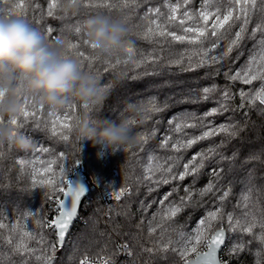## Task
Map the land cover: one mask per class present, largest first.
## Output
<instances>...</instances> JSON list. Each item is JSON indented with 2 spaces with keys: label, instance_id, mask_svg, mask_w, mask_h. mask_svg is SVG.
I'll return each instance as SVG.
<instances>
[{
  "label": "trees",
  "instance_id": "16d2710c",
  "mask_svg": "<svg viewBox=\"0 0 264 264\" xmlns=\"http://www.w3.org/2000/svg\"><path fill=\"white\" fill-rule=\"evenodd\" d=\"M27 7L26 18L29 25L41 32L46 37V41L51 42L47 38L44 29L51 24L55 31L52 35H58L75 41L76 37L72 33L73 20L82 22L94 15H103L109 18H121L122 13L113 10L111 13L107 9H90L78 7L75 15H64L60 12L59 7L56 9V18L46 16L48 0H25ZM175 2V0H173ZM202 0H192L187 6L190 10H199ZM62 3V0H60ZM227 4V0H224ZM39 5L34 12L33 8ZM164 8V0H151L150 5H144L133 14L132 21L127 24L129 27L128 40L132 47L136 49V58H140L141 52L148 55L155 50L157 57H162L156 63H147L140 68H134L131 59L126 56L120 59H128V63L121 64L108 72H104V65L100 62L110 59L115 63L116 59L103 58L97 60V63L90 70L85 62L82 72L92 75L97 79L102 87L111 85L106 90V99L102 106L90 108L87 117L90 122L108 119L119 121L123 116L127 115L124 110L127 105L134 104L143 110L145 117L142 124L134 126L135 135L138 133H151L156 130V135H149L146 143H137L130 151H103L99 144L93 145L91 141L83 142L81 151L79 144L76 142L73 132L70 133V140L65 143L60 141L58 137H53L50 131L45 130L43 124L40 130H34V124L31 121L25 122L23 128L18 133L28 138L32 143V148L28 152H17L8 144H4V158L0 159V220L5 223L20 221L25 223L24 213L33 210L40 214L41 217L51 220L56 213V205L53 200L45 199L43 189H35L25 191L30 183L27 173L31 171L30 167L24 168L25 175L20 176L21 165L17 162L19 159L30 161L33 158L42 160H56L51 167L53 171L59 172V166L63 164L67 173L68 183L72 179L74 173L81 169L90 183L91 193L85 200L80 215L64 245L58 246L55 253V264H80L85 256L88 258L110 257L118 260V264H145V261H151L153 264H173L178 261V257L169 252L168 259H160V254L150 257L148 253H141V246L153 247V241L159 235V229L156 234L149 236L148 221L153 214L162 211L159 201L164 194L172 191L174 187L179 186V191L174 192L169 197V201L179 202V198L185 195V186L191 185L194 195L192 197V205L185 207L176 217L173 218L174 226H181L184 231L191 232L207 211L214 208L217 196L222 194V190L231 186V195L226 203L227 211H235L237 216L241 215V208L236 207L242 193L251 189V201L249 209L258 216L260 210L264 209V105L258 101L255 106H249L245 103L243 109H239L241 98L239 91L243 89L245 92L255 91L260 87V81H253L252 84L246 85L240 81L232 82L226 80L224 73L234 74L237 70L246 66L250 55L257 51L256 44L260 39V34L252 36V31L261 19V13L258 11L260 5L257 4V11L251 14L250 23L247 31L243 34V39L227 57L219 63L210 66L199 67L195 70H184L188 67L187 57H185L182 65H169L170 60L179 58L181 51L185 48H191V45L179 43H164L163 38L157 37L153 41H147L139 38L145 30V22L139 19L143 15L146 7ZM0 14H8L7 8L0 4ZM12 15L16 16L15 13ZM73 19H59L62 17ZM39 21V23H37ZM211 23V21H209ZM139 25V27H134ZM240 22L237 21L231 32H229L220 42V47L213 50L211 54L220 55L227 47L228 42L234 37L236 31L239 30ZM85 38V37H83ZM205 44V47H208ZM87 55L93 56L90 48H83ZM198 57H193V63H196ZM99 70V73L97 72ZM219 70V75L216 74ZM155 73L145 75L144 73ZM133 77H136L133 79ZM213 84L218 86V91L211 93L207 101L191 102L194 98L202 96V89L211 87ZM225 86L228 87L234 99L230 100V109L223 115L208 117L205 121H212L215 125L221 123H237L238 128L242 129L236 137L226 134H219L209 139L203 140L195 144L191 149L175 153L171 150V146L167 149L160 147V143L165 135H171L173 140L180 138L181 133L169 131L175 125H169L168 121L173 117H177L176 122L187 120L188 122L199 123V120L193 121L191 116L185 114L195 113L197 117L202 116L206 111L217 106V101L221 97V93ZM21 97L26 96L29 101L35 104L32 97H28L23 91V83L18 85ZM156 106L162 108L160 112H146L144 109L149 107V102L153 100ZM22 103L23 100L21 99ZM186 101V102H181ZM76 111L74 120L81 114H85L84 109L79 104H75ZM165 105H167L165 107ZM37 108V106L35 104ZM57 113L63 114L65 110ZM49 109L44 107V115H47ZM247 113V115H245ZM231 117V120L228 118ZM7 121H5L6 123ZM206 129L186 128L184 132L188 136L200 135ZM221 141L224 146L218 149V154L210 161L206 162L205 167L193 184V177H186L184 181H172L169 184H161L156 186L151 181L144 180V168L149 163V156L154 154L161 158V161L168 156H181L182 160L175 172L183 170V163H186L196 152L207 149L210 146L219 145ZM47 147L51 149L49 153H39L36 151L38 147ZM236 152L237 158L231 163L228 160L220 161V154L231 157ZM64 154V159H59V154ZM135 154V155H133ZM250 156H259L258 160H250ZM77 161L79 163L77 164ZM245 161H248L245 163ZM223 169L220 172L222 179L217 183V188L221 192L217 196L209 194L201 198L195 194L197 190L204 187L209 179H214L210 173L211 169ZM50 175V174H46ZM157 173V178H159ZM251 177V178H250ZM120 188L130 189V194L123 196L119 201L115 200L110 194L112 191H119ZM152 188V191H149ZM62 198V194H57ZM169 201H165L168 204ZM151 207H147V205ZM146 208V210H145ZM109 209H112L110 212ZM119 213V214H117ZM5 217H7L5 219ZM159 218V217H157ZM143 221V223H141ZM28 226L37 234L43 232L46 241L54 243L57 240L56 232L53 228L40 229L35 224L34 219L29 218ZM167 226V225H165ZM224 227L227 229V224ZM258 232L259 229H256ZM228 240L221 252V259L229 264H257L258 257L255 255L260 245L252 240L249 235H244L245 242L252 241L245 250L231 253L230 249L233 244L240 239L239 233L228 232ZM8 235L7 231L0 230V252L11 254V248L3 241L2 236ZM31 247H39L36 241L29 242ZM127 243L133 251V256L128 257L126 254L121 255L117 245ZM47 245H45L46 247ZM206 250V249H203ZM22 257L12 256V260L19 264ZM35 264V261H31Z\"/></svg>",
  "mask_w": 264,
  "mask_h": 264
},
{
  "label": "snow or ice",
  "instance_id": "6c2138e0",
  "mask_svg": "<svg viewBox=\"0 0 264 264\" xmlns=\"http://www.w3.org/2000/svg\"><path fill=\"white\" fill-rule=\"evenodd\" d=\"M150 2L151 0H79V7L90 9L102 8L107 9L109 13L113 10H118L122 13V20L127 25L132 21L133 14L137 13V10L142 6L150 5ZM191 2L192 0H175V2L173 0H164L166 11H161V7H146L143 15L139 16V19L144 21L146 25L145 30L139 34V38L153 41L159 37L163 38L164 43H179L192 46L190 49L185 48L181 51L178 59L170 60L168 62L169 65H182L185 57H187L188 67L184 70H195L199 67L210 66L219 63L227 57L233 50V47L238 45L243 39V34L247 31V26L250 23L251 14L257 11V4L259 3L260 7L258 11L261 13V19L252 31L253 37L257 33L260 34V39L256 44L257 51L250 55L246 66H243L234 74L225 72L224 76L228 81H240L246 85H250L253 81L257 80L261 82L260 87L254 92H245L243 89L239 91L241 98V104L238 106L239 109H243L245 103L249 106H255L257 101L261 105H264V0H227V4L224 3V0H202L199 10H190L187 6ZM0 4L7 8L8 15L15 13L18 18L26 17L28 5L25 0H0ZM59 5L60 0H48L46 16L56 18V9ZM38 8L39 5H36L33 11L35 12ZM22 19L27 22L26 18ZM59 19L73 18L65 16ZM237 21L240 22L239 30L235 32L234 37L228 42L226 49L220 55L211 54L214 49L220 47L221 40L232 31ZM134 27H139V25H134ZM54 31L55 29L51 24L47 25L44 29L47 38L51 41L50 43L62 45L65 51L77 60L81 71L85 67V62H87V66L91 70L95 63H97V59L87 55L83 50V48L91 49V46L83 38L84 33L80 29L79 21L73 20L72 33L76 37L75 41L62 38L58 35H52ZM43 37L46 39L44 35ZM205 44L209 46L205 47ZM194 56L198 57L196 63H193ZM127 57L131 59L134 68H140L142 65L150 62L154 64L162 58L157 57L155 50H153L148 55H144L141 52L140 58L137 59L134 47L127 50ZM100 62L104 65V72H108L110 69H114L121 64L126 65L128 59L122 60L117 58L115 63L110 59ZM97 72L99 73L98 69ZM144 74L150 75L155 73L146 72ZM216 74L219 75V70H217ZM98 78L97 76L96 79ZM135 78L133 77V79ZM110 87L111 85H105L103 90L106 91ZM201 91L202 96L194 98L191 102L207 101L211 93L218 91V86L213 84L211 87H205ZM20 99L23 100V103L17 117L7 121L13 129V135L17 134L24 127L25 122L31 121L36 131H39L41 124H43L44 129L50 131L53 137H58L60 141L65 143L70 140V133L72 131L71 120L74 118L77 107L75 104H70L63 114L49 110L45 116L42 105L37 108L26 96L21 97L20 95ZM232 99H234V95L225 86L216 107L211 108L199 117L195 113L185 114L186 116H191L193 121L199 120V123L188 122L186 119L176 122L178 118L173 117L168 123L175 126L171 127L169 131L181 133L182 135L175 140H173L171 135H165L160 143V147L167 149L170 145L173 152L180 153L191 149L200 141L219 134L236 137L239 131L242 130L238 128L237 123L215 125L212 121L205 122L208 117L236 111V109H230L229 107L228 102ZM162 110V108L156 106L154 98L149 102V107L144 109L146 112H160ZM84 111L87 115L90 108L85 106ZM145 119H148V117H145ZM228 119L231 120V117ZM2 123H5V121L0 120V124ZM130 123L134 124V121H130ZM186 128H201L206 130H203L200 135L188 136L184 132ZM149 135L155 136L156 130L153 129L151 133H138L136 135L137 143H146ZM223 146L224 142L221 141L219 145L210 146L207 149L196 152L186 163H183V170L179 172H175L174 169L179 166L182 160L181 156H168L161 161L160 157L152 154L148 158L149 163L144 168L145 175L143 179L151 181V183L158 187L161 184H169L172 181H184L186 177L191 176L193 177L194 184L201 170L205 167L206 162L216 156L218 149ZM36 151L39 153H49L51 149L41 146ZM237 155L236 152H233L231 157L220 154V161L218 163L225 160L231 163L237 158ZM3 158L4 148L3 145H0V159ZM58 158L64 159V154L60 153ZM258 159L259 156H250L248 161ZM248 161H245V163ZM17 162L21 165V177L25 175L24 168L30 167L31 169L27 173L30 183L24 190L43 189L45 199L54 201L57 214L51 220H47L36 211L29 210L23 214L25 220L23 224L19 220L12 223H5L4 220H0V230H5L8 233V235L2 236V239L11 248L10 255L0 252V264H16V261L12 260L13 255L22 257L19 264H31L33 260L35 264H55L57 248L58 246L62 247L64 244L66 234L74 218L77 216L82 198L86 195L85 191L80 187L73 188L68 183V172L63 164L59 166L58 173L53 171L51 166L56 163V160H38L33 158L30 161L19 159ZM78 163L79 161H77ZM221 171L223 169H211L210 175L214 179H209L208 183L197 190L195 194L201 198L209 194L217 196V193L221 192V189L217 188V183L222 179L220 176ZM157 173L160 174L159 178H157ZM152 190V188H149V191ZM178 191L179 186L177 185L172 191L164 194L163 198L159 201L162 211L153 214L148 221L149 236L156 234L158 229L159 235L152 242L153 247L145 248L141 246V253H138L137 256L142 253H148L150 257L160 254V259L167 260V254L171 252L178 257V261H173V264H223L218 258L217 253L225 243L226 231H228L240 234V239L230 249L231 253L238 254L245 250L252 241L245 242L243 236L249 235L252 237V240L260 245L255 253L258 257L257 264H264V209L260 210L259 216L255 212L248 210L251 201V189L242 193L237 205H234V209L236 207L241 208V215L239 216L235 214V211L226 210V203L232 191L231 186L222 190V194L217 196L214 208L207 211L206 215L199 220L198 225L191 232H186L181 226H174L172 223H169L185 207L191 206L193 202L192 197L194 192L191 185L185 186V195L179 198V202L169 201V197ZM58 193L62 194L63 198H60L57 195ZM128 194H130V189L120 188L119 191H112L110 195L119 201L123 196ZM69 195L71 196V204L70 206H65V197ZM165 201H169V203L165 204ZM147 207H151V205L149 204ZM109 211L111 212L112 209H109ZM29 218L34 219L35 224L40 229L54 228L57 240L49 244L43 232L37 234L31 230L27 223ZM225 223L227 224V229L224 227ZM256 229H259V231L257 232ZM31 241H36L40 246L31 247L29 243ZM45 245L47 246L45 247ZM117 249L128 257L133 256V251L127 243L117 245ZM80 264H115V262L110 257H97L95 260H90L85 256L80 261ZM133 264H136L135 260H133ZM145 264H153V262L145 261Z\"/></svg>",
  "mask_w": 264,
  "mask_h": 264
},
{
  "label": "clouds",
  "instance_id": "9594fccd",
  "mask_svg": "<svg viewBox=\"0 0 264 264\" xmlns=\"http://www.w3.org/2000/svg\"><path fill=\"white\" fill-rule=\"evenodd\" d=\"M79 0H62L59 10L64 15H75ZM84 39L91 46L94 57L122 58L132 47L129 27L121 18L94 15L80 25ZM32 97L37 106L59 112L70 104L93 108L102 106L105 90L92 75L81 71L77 60L60 44H52L41 32L22 18L0 14V120L17 117L22 101L18 85ZM127 115L119 121L102 119L90 122L86 114L77 117L72 132L81 151L83 142L99 144L103 151H130L137 139L134 126L142 124L143 110L134 104L126 106ZM130 121H134L130 123ZM8 144L17 152H28L31 141L17 133L9 124H0V145Z\"/></svg>",
  "mask_w": 264,
  "mask_h": 264
},
{
  "label": "water",
  "instance_id": "95a60500",
  "mask_svg": "<svg viewBox=\"0 0 264 264\" xmlns=\"http://www.w3.org/2000/svg\"><path fill=\"white\" fill-rule=\"evenodd\" d=\"M69 184L73 188H76V187L83 188L86 195L82 198V201H81V203H80V205L78 207L77 216L74 218V220H73V222H72V224H71V226L69 228V231L66 234L65 241H64V244H63L62 247H64V245H65V243H66V241H67V239H68V237H69V235H70V233H71V231H72V229H73V227H74V225H75V223H76V221H77V219H78V217L80 215V212H81V209L83 207V204H84L85 200L87 199V197L91 193L90 183L87 180V178L85 176V173L81 169H78L74 173V175H73L72 179L70 180ZM62 198H63V196H62ZM70 204H71V196L69 195V196L65 197V206H70ZM227 240H228V234H227V231H226L225 243L221 246V248L218 250V253H217L218 258L221 261H222V259H221V252H222L223 248L225 247ZM62 247H60V248H62ZM222 262H223V264H229V263L224 262V261H222Z\"/></svg>",
  "mask_w": 264,
  "mask_h": 264
},
{
  "label": "built area",
  "instance_id": "2783aa9c",
  "mask_svg": "<svg viewBox=\"0 0 264 264\" xmlns=\"http://www.w3.org/2000/svg\"><path fill=\"white\" fill-rule=\"evenodd\" d=\"M54 229V228H53ZM121 255H125V253H123L122 251H121ZM90 260H95L96 258H89ZM114 262H115V264H118V260H116V259H113V258H111Z\"/></svg>",
  "mask_w": 264,
  "mask_h": 264
}]
</instances>
